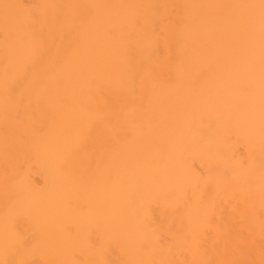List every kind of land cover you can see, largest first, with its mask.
Returning <instances> with one entry per match:
<instances>
[{"label": "bare ground", "instance_id": "1", "mask_svg": "<svg viewBox=\"0 0 264 264\" xmlns=\"http://www.w3.org/2000/svg\"><path fill=\"white\" fill-rule=\"evenodd\" d=\"M0 264H264V0H0Z\"/></svg>", "mask_w": 264, "mask_h": 264}]
</instances>
